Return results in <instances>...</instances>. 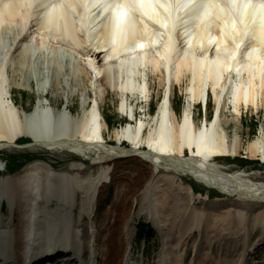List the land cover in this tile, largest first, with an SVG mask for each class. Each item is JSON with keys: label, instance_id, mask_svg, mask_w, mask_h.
<instances>
[{"label": "bare ground", "instance_id": "1", "mask_svg": "<svg viewBox=\"0 0 264 264\" xmlns=\"http://www.w3.org/2000/svg\"><path fill=\"white\" fill-rule=\"evenodd\" d=\"M170 1L147 0V16L162 28H149L145 18L139 31L127 28L126 41L119 17L106 10L103 0H93L83 14L70 9L73 32L47 25L53 13L63 11L61 4L44 10L30 0H0V151H9L24 137L33 140V149L79 158L64 169L34 160L0 177V203L5 200L10 207V221L0 227L3 264L35 260L51 246L70 250L75 264H138L130 256L136 201L138 214L146 213L159 231L157 264H185L190 249L198 257L190 264H247L249 253L262 245L260 239L249 247L248 224L253 213L254 225L264 232V182H255L244 170L227 171L214 158L238 157L243 137H233L230 126L240 123L243 108H264V7L256 5L239 20L221 18L210 30L207 14L196 11L193 0ZM113 25L121 30L111 38ZM146 64L159 86L168 85L171 93L186 81L188 104L178 119L172 106L161 101L149 122L141 119L115 130L111 144L101 111L106 91L122 97L121 114L131 113L128 95H147L140 80ZM207 84L221 113L199 128L191 105L205 101ZM33 88L39 100L28 113L17 106L13 92ZM49 95L63 98L62 110ZM75 95L81 99L76 114L69 105ZM231 102L236 113L225 118ZM125 141L132 147H122ZM142 147L147 153L140 152ZM247 152L251 159L263 156L264 135L250 141ZM130 158L136 171L142 167L136 177H143V183L126 204L134 175L115 181L110 216L100 220L98 202L114 181L116 165ZM186 176L216 188L223 198L196 194L184 182Z\"/></svg>", "mask_w": 264, "mask_h": 264}, {"label": "rangeland", "instance_id": "2", "mask_svg": "<svg viewBox=\"0 0 264 264\" xmlns=\"http://www.w3.org/2000/svg\"><path fill=\"white\" fill-rule=\"evenodd\" d=\"M151 79H152L151 80L152 100L153 101L156 99L160 100L164 92L163 87L159 86L157 77L155 75ZM186 88H187L186 81L181 83V85H175L174 91L172 92V96H171L173 107L176 110L179 109L180 111H182L181 114H183V109L185 108L186 103L189 101ZM106 92L107 93H106L105 99L102 103L103 105L101 106L102 115L104 116V120L111 119L115 124L118 123L119 125H117V127L113 129H108L107 132H104V136L109 141V143L114 144L115 142L113 140V132L117 128H119L120 130L121 127H125L127 125V121L126 119H124L125 118L124 115L119 113L120 111L118 110L119 107L121 106V100H122V97L120 96V94L117 92L116 93L111 92L109 90H107ZM52 96L53 95H49V99H51L52 105L55 106L58 110H62L64 106L63 98L60 96H56V97L55 96L52 97ZM13 97L15 99L17 106L19 105L23 107L25 111H27L28 113L29 111H32L35 108L34 106L39 100V96H37V92L35 88L30 89L28 91H24L20 89L14 90ZM130 99L132 100L138 99V96L134 98L130 97ZM182 99H183V105L181 106L180 100ZM80 100H81L80 96L75 95L72 98L71 102L69 103L74 114L80 113L81 111ZM260 105H259L260 108L258 111L256 109L250 108L247 113H243V116L240 118L241 119L240 123L232 124L229 128V131H231V135L233 137H235V135L238 133H240L243 137L242 139L243 147L240 151L241 153L239 154V156L237 158H230V157L223 158L216 162L217 164H220L222 168L230 172L240 171V170L246 171L248 174L251 175L252 179L257 183L264 182V168L259 162H257L258 159H260V157L256 159H251V157H249L248 152H247V147L250 141L254 140L255 138H259V135H261V132L263 130L262 128L264 127V108ZM230 111L231 109L228 108L226 114L224 115L225 118L230 117L231 115ZM201 112L202 111H200L198 107L196 106L194 107V116L195 118H198V120L203 119V114ZM152 117H153V114H151L150 116H145V119L147 122H149ZM121 121H125V124L124 125L122 124L123 126L122 125L120 126ZM256 121L260 122L259 125L256 126L257 127L256 129H258L259 131L256 134H254L253 131L255 129V126L253 123ZM33 148L34 147L10 149L9 151L7 150L0 151V162L4 164H8L7 163L8 157L14 156L15 158H17V163H20V161L23 160L25 156H27L29 158L36 157L39 159H44L48 161L50 164L57 167L58 169H64V168L70 167L76 161H79L78 157L70 153H67V152L51 153L42 148H37V149H33ZM242 159H245L247 161H243ZM134 165L135 163L133 162L132 158H130L126 162L121 163V165H116V168L113 174L114 181L110 185L107 195H104L98 202L99 204H98L97 214L99 215L100 220H104L110 216V213L108 211V206L110 205L112 206V203H113L112 200L114 198V195L116 194V191H115L116 187L114 185V182L116 181L115 184H120L122 183L120 182V177L130 176V174L133 173L131 175V176L134 175L133 181H131V183L128 182V188L126 189L129 195L124 197V198H127L126 204H131L132 202L131 197L136 192L135 186L137 184H140L141 186L144 180L143 177L142 178L136 177L139 174V171L142 167L138 166L139 170L136 171V169L134 168ZM1 174L5 175L6 172L1 173ZM144 174L143 176L146 177L147 172L145 171ZM184 182L185 183L187 182L188 184H190L194 188V191L196 193H201L203 195L209 194L211 197H221V193L219 191H217L216 189L210 186H206L201 182L195 181L190 176L185 177ZM140 196L141 194H138L137 198H139ZM120 204L121 203H119L118 205ZM138 207H139V204H137L135 208L136 214L138 213L137 212ZM79 209L80 207L77 206V209L75 210L76 219L78 217L77 213L79 212ZM253 215H254L253 213L250 215V221H249V229H250L249 240L251 241V244L257 243L260 240L259 236L261 234V231L263 230L261 227L259 226L256 227L254 225ZM143 218L141 220H143ZM9 220H10V207L8 208L5 207L3 209H0V227L1 225H6L9 222ZM16 220H17V217L15 216V221ZM138 220H139V217L135 215L131 222V228L134 234L133 241L137 239L136 234L138 235V232L135 229V226ZM85 231L86 229H83V233H86ZM154 235L155 233L152 234L151 236H154ZM157 235L154 236V239L152 241H150V238H148L145 255L150 257L149 262L151 261V258H153L156 255L157 250L161 248V244H159ZM143 249L144 247L142 248L140 246L138 249L139 251L135 252V254L139 258H142L141 254L143 252Z\"/></svg>", "mask_w": 264, "mask_h": 264}, {"label": "trees", "instance_id": "3", "mask_svg": "<svg viewBox=\"0 0 264 264\" xmlns=\"http://www.w3.org/2000/svg\"><path fill=\"white\" fill-rule=\"evenodd\" d=\"M109 123H110V125H113V122L111 119H109ZM19 142L20 143H29L30 140L20 139ZM31 159L32 158L25 156L23 158V160L20 161V163H17V158H15L14 156H9L7 159L8 171L9 172H15V171L19 170L23 165H25V163L31 161Z\"/></svg>", "mask_w": 264, "mask_h": 264}, {"label": "water", "instance_id": "4", "mask_svg": "<svg viewBox=\"0 0 264 264\" xmlns=\"http://www.w3.org/2000/svg\"><path fill=\"white\" fill-rule=\"evenodd\" d=\"M31 145H33V144H30V145H24V146H15V147H17V148H24V147H30Z\"/></svg>", "mask_w": 264, "mask_h": 264}]
</instances>
